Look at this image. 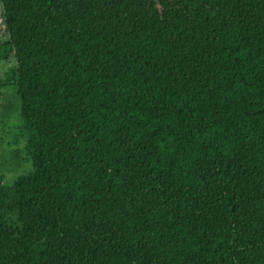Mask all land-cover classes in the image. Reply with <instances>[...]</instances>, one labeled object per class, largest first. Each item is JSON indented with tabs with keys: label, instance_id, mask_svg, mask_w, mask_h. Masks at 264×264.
<instances>
[{
	"label": "trees",
	"instance_id": "1",
	"mask_svg": "<svg viewBox=\"0 0 264 264\" xmlns=\"http://www.w3.org/2000/svg\"><path fill=\"white\" fill-rule=\"evenodd\" d=\"M1 3L0 264H264V0Z\"/></svg>",
	"mask_w": 264,
	"mask_h": 264
},
{
	"label": "rangeland",
	"instance_id": "2",
	"mask_svg": "<svg viewBox=\"0 0 264 264\" xmlns=\"http://www.w3.org/2000/svg\"><path fill=\"white\" fill-rule=\"evenodd\" d=\"M10 39L4 10L0 0V43ZM15 56L8 62L0 63V80H4L10 68L16 67ZM21 102L16 88L0 90V185L13 186L14 183L33 172L32 159L27 155L28 136L23 131Z\"/></svg>",
	"mask_w": 264,
	"mask_h": 264
}]
</instances>
